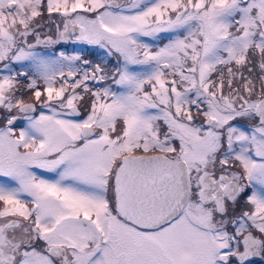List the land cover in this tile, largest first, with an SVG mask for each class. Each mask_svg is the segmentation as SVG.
Instances as JSON below:
<instances>
[{
  "label": "snow or ice",
  "instance_id": "snow-or-ice-1",
  "mask_svg": "<svg viewBox=\"0 0 264 264\" xmlns=\"http://www.w3.org/2000/svg\"><path fill=\"white\" fill-rule=\"evenodd\" d=\"M0 264H264V0H0Z\"/></svg>",
  "mask_w": 264,
  "mask_h": 264
},
{
  "label": "flooded vegetation",
  "instance_id": "flooded-vegetation-1",
  "mask_svg": "<svg viewBox=\"0 0 264 264\" xmlns=\"http://www.w3.org/2000/svg\"><path fill=\"white\" fill-rule=\"evenodd\" d=\"M89 58H95L94 55L93 56H90Z\"/></svg>",
  "mask_w": 264,
  "mask_h": 264
}]
</instances>
